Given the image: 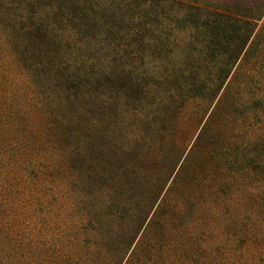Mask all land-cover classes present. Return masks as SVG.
Returning <instances> with one entry per match:
<instances>
[{
    "label": "rangeland",
    "instance_id": "1",
    "mask_svg": "<svg viewBox=\"0 0 264 264\" xmlns=\"http://www.w3.org/2000/svg\"><path fill=\"white\" fill-rule=\"evenodd\" d=\"M80 1L88 10L77 24L90 25L89 32L52 19L50 4L32 12L42 18L35 27L0 21V264H66L61 247L78 254L79 246L65 235L77 228L73 217L63 218L62 193L81 220L90 215L109 228L100 214L114 191L137 215L132 227L128 220L120 229L109 224L113 239L137 231L126 255L162 204L153 227L157 246L142 244L143 264H206L207 243L222 264L225 241H236L237 228L208 210L212 202L221 214L232 202L253 208L264 171L201 169L220 153L227 161L231 147L242 149L257 127L264 145V93L259 108L252 102L264 58L255 54L237 71L246 87L239 96L233 86L234 107H215L219 95L210 100L191 89L192 82L210 83L212 66L225 62L195 54L206 46L204 21L213 13L189 0ZM182 195L185 211L175 215Z\"/></svg>",
    "mask_w": 264,
    "mask_h": 264
},
{
    "label": "trees",
    "instance_id": "2",
    "mask_svg": "<svg viewBox=\"0 0 264 264\" xmlns=\"http://www.w3.org/2000/svg\"><path fill=\"white\" fill-rule=\"evenodd\" d=\"M11 3L15 5H11ZM11 3L7 2V0H0V21L3 26L9 25L12 21L17 20L19 25L30 22L29 24L35 27L33 22L39 25L42 18L32 16V12L38 10L40 6L44 4H50L55 6L52 19L56 18L59 24L67 25L69 21L71 24H76L83 33L93 29L90 25L87 27L86 24H77L79 16L85 14L88 10L87 5L84 2L81 3L80 0H11ZM187 3L194 7L205 8L214 15L212 20H208L209 18H207L204 21L205 25L203 32L205 33L203 37L205 38L206 46L200 50H195L196 58H225V62H222V65L212 66V68L215 69V77H210V83L195 84L192 82L191 89L194 88V90L203 93L210 100L219 95L215 107L223 105L224 107L233 108L235 102L228 97L233 86L238 88L236 92L239 96L243 93L241 90L246 87L244 82H238V80H236L237 71H239L240 67L245 63L250 62L255 54L260 55V59L264 58V0H189ZM20 9L26 10V15H28L26 17L27 21H23L21 14H18L21 13ZM66 11H70L71 16H67L64 19L63 14ZM11 12H13L14 15L18 14L20 18L15 16L11 17ZM30 29H32V27ZM42 33H44L43 37L47 35L44 31ZM255 57L254 60H257L258 56ZM237 59H239V61ZM252 62L255 64L254 61ZM234 65L236 66L234 67ZM255 68L258 72V66L256 64ZM59 72L64 74L62 70H59ZM262 82H264V79L261 78L255 81L258 90L255 93H258V95L252 99V102L255 103L258 108L259 105L263 103L262 97L264 92L261 89ZM239 83L242 84L239 85ZM239 96L236 97L235 100L238 99V101H240ZM263 113L264 106L261 107V113L259 115L260 120H263ZM253 131L255 136L245 141L246 143H243L242 149L239 150L237 147H231L230 153L227 156V161L222 160V158H224V153H220V158L217 159L216 155L209 150L210 159H214L215 157L216 159L210 160V166L207 164V166L205 165L204 167L203 165L201 170H210V168L219 169L225 173L228 172L231 174H246L248 171L253 170H258L259 172L264 171V145L262 146L260 143V141H262L261 127H257ZM196 141L198 140H195L193 145ZM177 176L176 173L175 180ZM262 178L264 177L260 176V179ZM214 193L216 194V191ZM255 193V206L253 208H249L248 206L238 208L235 202H232L229 203L228 206H225L226 210H224L225 212L223 214L219 213L220 206L215 207V204L211 201L212 204L208 210V215L214 219L217 217L219 218V216L222 217L226 222L225 225H228V227L234 223L238 233L235 242H232V240L225 241L227 252L233 247L236 253L235 256L233 255L231 257V255L226 252L220 259L222 264H264V191L262 188L259 189L257 187ZM62 196L64 202L63 218H65L66 222H71V217H73V222L76 224L77 228L76 233H73L72 229L70 231L66 230L68 233L65 234L67 236L66 238L69 243L74 241L76 246H79L77 247V250H79L78 254L65 249V245L61 247L66 253V259H64L66 264H143L144 259L141 255L142 244L144 245V243L149 241L151 242L150 248H155L157 246V243L154 241V236L157 231L155 228L153 229V227L159 221L158 209L160 210L162 208V204L151 215L140 237L126 255L137 231L133 232L130 228L123 233L122 237L117 236L113 239L110 236L114 233V230L109 224L111 221H115L118 226H120V229L123 220H128L132 227L137 215L133 210L130 211L131 208L129 209L128 205L122 202L120 194L114 191L109 204L106 208L102 209V213L99 212L101 213V219L106 217V224L109 228L103 226L101 220L97 225V223L90 219V215H87L88 217L84 215L82 221L77 212V208L74 207V209L68 203L67 194L62 193ZM225 196H227L225 200H228L229 196ZM179 200L180 201L173 204L174 208H172V212H174L175 215L185 211L186 196H180ZM163 203L165 206L171 205V198L167 197ZM78 231H80V234ZM73 234L76 235V238L72 236ZM37 243L40 244V241H37ZM207 244V257L204 258L205 260L203 262L206 261V264H215L216 261L214 255H212L214 243H211V245L209 243ZM66 247L68 248V246ZM210 247L213 249L211 248L209 251L208 248ZM140 255L142 257H140ZM146 256L150 257L148 255ZM152 257L154 258L155 256H151V258ZM154 261L155 258L149 262L153 263ZM165 261L170 260L166 259Z\"/></svg>",
    "mask_w": 264,
    "mask_h": 264
}]
</instances>
